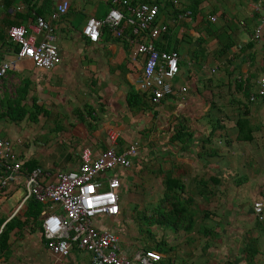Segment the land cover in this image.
<instances>
[{"label":"crops","instance_id":"obj_1","mask_svg":"<svg viewBox=\"0 0 264 264\" xmlns=\"http://www.w3.org/2000/svg\"><path fill=\"white\" fill-rule=\"evenodd\" d=\"M60 1L33 0L27 3L24 0H0V65L14 55V46L7 38V30L12 26L27 27L34 22L36 13H41L44 18L49 17ZM159 1L163 13L158 20L169 26L168 35L171 37L169 43L177 47L180 55V71L173 83V94L170 97L164 99L159 105L152 104L151 108L147 107V105L151 106L149 101L147 103L136 98L137 104L129 107L127 97L130 93H136L138 97L144 93L138 88V81L141 79L145 62L142 56L132 58L135 46L127 41L128 38H134L131 35V26L125 24L124 36L119 39L104 28L99 42L89 43L81 35L85 22L89 18L103 20L111 7V0H68L67 13L53 23L56 29L54 43L58 47L60 64L64 63V67L57 71L55 68L60 65L58 64L51 70H38L32 64L31 66L23 61L17 62L15 67L0 79V123L5 120L17 122L27 118L31 123L42 124L40 130L49 124L47 128L51 131L52 141L48 140L46 144L33 146L38 152L30 151L26 157L23 154L20 156L25 161L42 167L54 178L58 172L75 170L82 150L88 148L97 154L109 148L111 135L117 137V145L119 149H122L121 146L135 143L134 140H138L141 133L147 129L153 134L155 132L159 136L160 133L162 136L165 126L167 129L170 125L173 130L175 126L182 124L193 132V138L187 142L184 149L181 148V144L171 145L175 148H168L169 151L158 154L160 157L156 159L161 161L159 170L171 167L166 171H171L173 177L178 178L184 186L185 192L178 199L186 216H193V221L196 218L204 220V224H210L211 228L208 226L202 228L213 230L216 235L230 227L232 230H228L229 233L222 237V241L217 237L218 235L215 236L217 240L213 242L214 240L210 238L200 236L199 231L202 228L195 229L193 235L197 234V239L194 238V240L198 242L188 244L186 236L194 231L193 227L186 233L181 230L173 231V234L167 232L172 235L167 239L163 237L167 234L163 231L165 227L153 225L155 230L159 229L158 235H160V240H157L155 245L165 241L172 248L167 259L162 254V260L154 264H205L209 260L212 262L214 261L212 258L216 256L214 254L220 252V249L226 246L228 239L232 237L240 238L243 243L242 259L239 264H246L243 260V249L249 238L256 240L260 254L254 258L253 264H257L256 258L261 256L263 252L261 244L264 242V141L261 143L257 141L264 133L262 132L261 136L258 133L261 130L257 127L256 131L252 132V141L234 140L232 142L236 137L233 123L239 117L240 107L238 105L236 107L237 118L226 117L224 120L221 119L223 118L221 115H224L223 110L213 105L215 104L213 100L203 97L205 106L202 114L195 116L191 106L194 102L186 101V96L191 93L201 97L202 92L210 93L213 89L215 83L212 81H207L206 85H204L206 81L195 84L196 81H200L198 78L195 80L194 73L203 75L207 61H212L213 53L230 41V37L234 46L225 57L218 60V64L230 59L227 68L223 69L228 76L247 72L258 74L257 79L253 81L255 89L252 94L255 92L257 81L264 76V25L261 37L254 39V31L261 26L264 0ZM195 5L198 6L195 15H191L189 11L181 13L183 9H188V6L195 7ZM177 9L179 13L175 17ZM167 12L171 20L163 16ZM187 13L189 15L185 16ZM208 26H212L214 31L206 33ZM106 31L110 34L108 35ZM161 35L157 41L166 44L167 39L163 40ZM245 36L246 40H244ZM42 37L43 34H40L37 39L41 40ZM198 38L205 39V43H208L207 48L211 50L210 54L201 58L203 66L200 69L196 68L193 57ZM213 38L216 39L212 40ZM248 44H253L251 49L245 48ZM182 45L183 49L180 48ZM244 48L246 52L243 51ZM210 70L214 72L218 69L212 67ZM223 76H221V82ZM235 80L233 79V84ZM233 89H235L234 86ZM235 93L241 100L240 91L236 90ZM261 100L263 99L256 98L254 102H250L253 103L252 108H255L250 111L251 113L258 111L264 125V103ZM259 104L260 107H257ZM169 109L170 112H168ZM217 112L220 118L216 116L215 118L219 119L211 120V114ZM164 118H170L171 122L163 124ZM148 119L151 120L148 122ZM218 121L223 128L214 131V134L209 137L211 125ZM226 121H230V124L226 125ZM45 132L48 131L45 130ZM12 142L15 146L16 143L18 147L21 145V143ZM248 144L255 145L256 149L252 150L247 146ZM139 156L138 150L137 160ZM250 161L252 163L248 166ZM163 163L169 166L164 167ZM56 165L58 168L55 169ZM128 174L127 172L125 179ZM157 178L162 186V176ZM230 184L235 185L236 189L230 190L233 188ZM240 185L244 190L238 189ZM209 190L212 191L211 195L207 194ZM14 192L22 193L20 189L10 190L8 194L0 195V199L6 200ZM247 198L251 199V203L256 200L263 204L260 215L254 213L253 205H249L248 201L244 206V199ZM18 200L19 198L13 204L14 209L8 206L7 214L1 213L0 218L6 219L5 222L15 216L23 220V213L28 204L14 215L19 204H17ZM160 200L161 198L159 202ZM123 201L120 216L125 210ZM120 216L115 219H105L109 221L107 226L104 225L105 220H98L97 224L100 228L113 231L119 237L118 234L122 233V230H116V227L122 226L119 224ZM113 224H115L114 228ZM136 226L139 227L140 232L141 224L138 223ZM39 230L34 233L25 230L20 240H16L15 235L11 233L10 241L15 240L17 243H11L9 251L0 252V264H86L89 262V254L84 261L77 262L76 257L78 258L83 252L75 249H72L69 256L65 258L54 257L47 250ZM181 236L185 237L184 243L181 241L182 238L180 239ZM21 241L24 243L14 250V244H19ZM135 241L140 242L138 238ZM133 244L130 243V251L123 250L120 247L119 238L120 250L127 257H133L149 247L143 243L140 246ZM197 252L200 254L196 255Z\"/></svg>","mask_w":264,"mask_h":264},{"label":"built area","instance_id":"obj_2","mask_svg":"<svg viewBox=\"0 0 264 264\" xmlns=\"http://www.w3.org/2000/svg\"><path fill=\"white\" fill-rule=\"evenodd\" d=\"M132 1L111 0L106 17L103 20L87 19L81 35L95 44L99 42L102 30L107 28L119 39L124 36L125 24H129L134 38L127 41L135 46L132 58H145L138 88L151 96L153 104L159 105L173 94V83L180 71V55L176 51H159L155 47L154 41L167 32V26L157 20L160 3L139 0L132 5ZM68 7V0H61L49 17L36 16L27 27L12 26L7 30V37L17 46V51L11 59L1 63L0 79L19 61H30L38 70H51L60 64L53 23L67 13ZM119 7L125 8L129 16ZM262 11L261 26L254 31V39H259L263 33L264 8ZM40 34L43 37L38 40ZM256 98H264V76L257 81L249 101L254 102ZM110 143L107 150L97 154L88 148L82 150L75 170L58 172L50 180L51 174L42 167L28 169L25 159L14 151V143L0 137V195L21 190L14 215L31 201L42 206L39 214L41 236L47 250L56 258H65L75 249L90 255L86 264L157 263L163 255L153 249L127 257L120 250L117 234L97 224L98 220L120 216L125 173L133 167L139 150L136 143L120 150L114 135L110 136ZM253 210L260 215L263 204L255 202Z\"/></svg>","mask_w":264,"mask_h":264},{"label":"rangeland","instance_id":"obj_3","mask_svg":"<svg viewBox=\"0 0 264 264\" xmlns=\"http://www.w3.org/2000/svg\"><path fill=\"white\" fill-rule=\"evenodd\" d=\"M246 38L247 37L245 36L244 40H246ZM180 48L183 49L184 48L183 45ZM206 61L204 63H206ZM23 62L26 64H30V65L32 64L30 61H23ZM63 65L64 63L58 65L55 69L58 71L64 67ZM212 67H216L215 63L213 61H207L206 69H208V71H206L205 69L204 70L205 72L203 75H200L198 73L196 75V73H194L195 80L198 78L200 81V82L196 81L195 84H199V83L202 84V81L203 82L206 81L204 85H206L207 81H212L215 84L212 87L213 89L210 90V93H207L206 91L202 92L201 97L197 95H192L191 93L190 95L186 96V101L191 102V103L194 102L193 104H191L192 110L194 111V114H193V111H192V114L195 116L202 114L203 108L205 106L204 98H208L214 101L215 104L213 105L223 110L224 115L226 116L221 115V117H223L221 119L225 120L226 117L231 119V117L233 116L237 118V113H236L237 104L236 103L240 100V98L235 93L236 89H233V86H234L233 79H237V77H239L241 74L240 75L235 74L233 76L232 75L228 76L223 71L224 68H220V70L218 69V70H214V72H211L210 68ZM263 69H264V66H263ZM222 75L224 76H223V81L221 82ZM249 106L251 107V108L249 107V109L251 110L255 109V108H252L253 103L250 104ZM257 107H260V104ZM198 111H200V113H198ZM168 112H170V109L168 110ZM256 114L258 115V118ZM218 115H219L218 112L213 113L211 114L210 119L211 120L219 119L220 116ZM216 116H218L219 118H215ZM249 117H250V120L252 121L251 125L256 128L259 127L261 131L258 133L262 136V132L264 133V130H263L264 125H262L263 121L260 120L261 118H260L258 111H255L254 113L253 112L251 113L250 111ZM149 120L151 119H148V122ZM170 122H171L170 118H164L163 120V124H169ZM226 122H227L226 125L230 124V121H226ZM258 122H260V124ZM42 126H43L42 124L40 125L37 123H31V121H29L27 118L21 121H17V122H9L5 120L0 123V137L3 139H8V140L21 143L20 147L17 146V143H16V146L14 144V151L19 156L23 154L26 157L28 152L30 151L32 153L38 152V150L34 149L33 146L35 145L39 146L41 143L46 144L48 140L52 141L51 131H49L47 128L49 127V124H46L44 129L40 130ZM233 126H234V123H233ZM163 129H164L163 130L164 134L162 136L160 133H159V136L156 135L155 132L153 134L149 129H147L145 132L143 131L141 133V137L138 140H134L136 141L135 143L139 147L140 156L138 157V160L136 159V161L134 162L133 167L130 170H128L129 174H128V177L125 179L126 185L128 187V190L126 189L123 191V197H125L123 201V207L125 210L119 218L120 226L122 225L125 228H123L122 226L119 228L116 227V230L117 229L122 230V233L120 232V234L118 235L120 238V247H122L123 250L126 249L130 251V247H131L130 243H134L139 246L142 245L143 243L146 245V247L148 246L151 247L152 245L153 246L155 245V242H157V240L158 241L160 240V235H158L159 229L155 230L152 227L155 224L149 225L148 219L145 220L143 215H138V213H142V214H145V216L150 217L154 211L153 207L156 206V204L159 202V199L162 196L163 188L161 186L160 180L157 178L159 176L158 170L160 169L158 166H160L161 161H158L156 158L160 157L158 154H160L162 151H167V150L169 151L168 148L172 147L171 144H169V140H168L170 137V134L172 133L170 125L168 126L167 129H166V126ZM45 130H47L49 133L45 132ZM194 131L196 132V130ZM255 134H257V132ZM233 141L234 139L232 140V142ZM262 141H264V135L262 136V138L258 139L257 142L261 143ZM247 146L251 148L252 150L256 149L255 145L248 144ZM174 148L175 147H172V149ZM163 162H166V161H163ZM251 163L252 162L250 161L248 166H250ZM163 166L168 167L169 165L167 166L166 163H163ZM56 168H58V165L55 166V169ZM169 169H171V167H168L162 170L166 171ZM102 178L105 179V176H103ZM53 179L54 177L52 176L50 180H53ZM232 185L233 184H230V186ZM232 187L233 188H231L230 190L236 189L235 185H233ZM238 189L244 190L243 188H241V185L239 186ZM12 194L13 195L7 198L6 200L0 199V215L1 213H4L5 215L7 214L8 206H11V208L14 209L15 206L13 204L15 200L20 198L22 195V193L20 192H14ZM244 201H245L244 206L247 205L246 203L247 201L250 203L249 205L251 204L253 205L255 202H257L255 200V201H252L251 203V199H248V198L244 199ZM139 217L140 218L143 217V218H141L140 221H138ZM204 222H205L204 220H200L197 218L194 219V222L192 224L194 231L186 236V240L187 242H189L188 244L198 242L194 240V238L197 239V234L193 235L196 231L195 229H200L203 226H208L211 228L210 224L205 225ZM108 223L109 221L105 220L104 225L107 226ZM138 223L141 224L140 232L138 229L139 227L136 226V224ZM182 223L183 225H185L184 222ZM114 227H115V224H113V228ZM224 230L225 231H223V233L219 230L221 233H218L217 234L218 236L215 234V236H217L220 239V241L223 240L222 239L223 236L229 233L228 230L231 231L232 229L230 227V229H224ZM163 231L164 233L169 232L173 234L174 230L172 231L170 229L163 228ZM149 233H151V236H149ZM169 233L165 234L163 237H167V239L169 237H172V235ZM136 238L140 240L139 243H136L135 241ZM175 238H178V237L175 236ZM180 239L184 243L185 237L181 236ZM170 240L172 241V243H174L172 238H170ZM213 240H214L213 242H216L217 238L215 237V239ZM23 243L24 242L21 241L19 244H14V247H13L14 250L18 249V245H22ZM242 247H243V243L241 242V239L232 237L228 239L226 246L222 247L220 249V252H217L214 254L216 255L215 258L214 257L212 258L214 261L210 262L211 260H209L205 264H208L209 262H210L209 264H239L240 260L242 259L241 258L242 257V250H241ZM261 247L263 249V252H262L263 256L261 254V256H258L256 258L257 264H264V242H262ZM199 254L200 253L197 252L196 255H199ZM86 255L87 254L85 253H81L78 256V258L76 257L77 262L84 261L86 258Z\"/></svg>","mask_w":264,"mask_h":264},{"label":"trees","instance_id":"obj_4","mask_svg":"<svg viewBox=\"0 0 264 264\" xmlns=\"http://www.w3.org/2000/svg\"><path fill=\"white\" fill-rule=\"evenodd\" d=\"M27 3L32 2L33 0H24ZM160 2L159 0H157ZM138 1L133 0L132 5H136ZM188 9H183L181 13H184L186 11H189L191 15H195L197 13V7L188 6ZM123 12L126 14V9H122ZM163 10L161 8L159 9V13L157 16V20L159 17H161V13ZM177 12V13H176ZM174 15L175 17L177 16L178 9L176 10ZM128 14V13H127ZM126 16L128 17L129 14ZM36 16H41V13H36ZM167 19H172L169 15V12L166 13ZM44 17V16H41ZM174 17V18H175ZM168 20V21H170ZM209 23V22H208ZM208 23H206L208 25ZM210 24V23H209ZM211 25V24H210ZM169 26H167V32L163 33L161 36L164 38L163 40L167 39V43L163 44L161 41H154L155 47L159 51H165V52H170V51H176L179 54V51L177 50V47L174 45H171L169 41L171 40V37H169ZM206 33H209L210 31H214L212 26H208L206 28ZM105 32V31H104ZM107 32V31H106ZM109 35L110 33L107 32ZM132 37V36H131ZM8 38V37H7ZM216 38H213L212 40H215ZM9 40V39H8ZM211 40V41H212ZM219 40V39H217ZM230 41L227 43H224L222 46L219 47V49L213 53V58L212 61L216 63V68H227V66L230 63L229 60H223L222 64H218V60L222 57H225L226 54H228L230 48L234 46V42L232 41V38H229ZM10 42V41H9ZM205 39L198 38L197 40V49L193 51V57L195 59V66L196 68L200 69L202 64V57L207 56L210 54L211 50H209L208 43H205ZM14 46L13 52L16 53L17 51V46L12 44ZM253 44H248L245 48L246 49H251ZM264 46V45H263ZM243 49L244 52H246V49ZM254 57V56H253ZM228 58V56H227ZM255 58V57H254ZM254 66V65H253ZM252 66V67H253ZM258 75V74H257ZM257 75L254 73L247 72L246 74H241L239 77L234 82V87L236 90L240 91L242 94V99L237 102V105L240 107V115L237 118L236 122L234 123L233 129L236 130V137L234 140L238 142H250L252 141V132L256 131V127H253L251 125V120L249 117L250 114V109H249V98L252 92L254 91L253 84L254 80L257 79ZM230 76V75H229ZM147 97V99H146ZM136 98H139L140 100L148 101L151 103L150 105H147V107L151 108L154 104L151 102V96L147 93H143L141 96L138 97V94L136 93H130L127 97V104L129 107L135 106L137 104ZM263 103H264V98H263ZM149 103V104H150ZM153 104V105H152ZM213 106V105H212ZM15 121V120H14ZM222 125L220 124V121L217 123H214L211 125L209 137H211V134H214V131H218L222 129ZM226 130V129H224ZM193 132L191 130H188L185 126L182 124L175 126L174 129L172 130V133L170 134L169 137V144L172 146H177L178 144H181V148L184 149V146L187 144L191 138H193ZM208 137V138H209ZM123 150L127 147L126 146H121ZM108 148H105L104 150H107ZM25 166L28 169H33L34 167H37L38 165L34 164L33 162H25ZM159 176H162V186H163V192H162V197L158 205L154 206L153 213L150 217L145 216V214L138 213V215H143L144 219H148L149 225H158V226H163L165 228H168L170 230L174 231H184L189 232L192 229V224H193V216H186V213L182 211V208L180 206V200L178 199L181 197V195L184 194V186L181 184L180 180L178 178L173 177L171 171H164V170H159ZM157 173V174H158ZM128 190L127 185L125 184V190ZM208 195L212 194V191H208ZM20 202V198L17 201V204ZM180 208V209H179ZM42 209V206L39 203H36L35 201H31L28 203L26 211L23 213V220H20L18 218L13 217L9 221L5 222L6 219L0 218V252L5 253L10 250L11 243H16L15 240L10 241L11 238V233L15 235L16 240H20L23 236V232L25 230H28L30 233H34L36 230H39V221L38 217L40 214V211ZM134 210V209H133ZM141 217V218H143ZM140 217L138 218V221L141 219ZM185 225H183V223ZM4 224V225H3ZM3 225V227H1ZM40 231V230H39ZM41 232V231H40ZM200 236H204L206 238L210 239H215V233L213 230H208L206 228H202L200 231ZM149 236H151V233H149ZM156 250L157 252H160L165 256V259H167V255L170 253L172 250L171 247L168 246V244L165 241H161L157 243L154 247L146 248L145 251L148 250ZM260 254V251L258 249V246L256 244V240H252L249 238L248 242L246 243L244 249H243V260L246 264H253L254 258ZM169 256V255H168Z\"/></svg>","mask_w":264,"mask_h":264}]
</instances>
